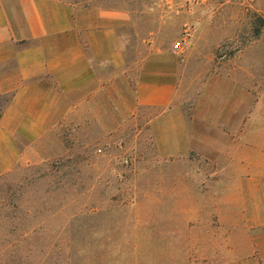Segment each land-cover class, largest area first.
I'll list each match as a JSON object with an SVG mask.
<instances>
[{
  "label": "rangeland",
  "instance_id": "1",
  "mask_svg": "<svg viewBox=\"0 0 264 264\" xmlns=\"http://www.w3.org/2000/svg\"><path fill=\"white\" fill-rule=\"evenodd\" d=\"M68 1L123 16L133 84L151 51L176 56L189 121H217V105L241 89L264 94V0ZM126 105L117 123L107 113L111 124H54L26 161L0 175V264L251 262V230L227 202L225 154L199 151L222 141L220 124L160 136L149 123L157 108Z\"/></svg>",
  "mask_w": 264,
  "mask_h": 264
},
{
  "label": "crops",
  "instance_id": "2",
  "mask_svg": "<svg viewBox=\"0 0 264 264\" xmlns=\"http://www.w3.org/2000/svg\"><path fill=\"white\" fill-rule=\"evenodd\" d=\"M122 17L68 0H0V175L26 161L54 124H111L107 113L117 123L120 103L134 110L157 108L149 123L160 136L163 129L176 136L197 122L220 124L222 141L199 151L207 157L211 151L225 154L227 202L241 210L251 230L249 264H264V94L241 89L217 105V121L204 114L189 121L176 56L151 51L136 84L131 82ZM205 136L192 137L207 141Z\"/></svg>",
  "mask_w": 264,
  "mask_h": 264
},
{
  "label": "built area",
  "instance_id": "3",
  "mask_svg": "<svg viewBox=\"0 0 264 264\" xmlns=\"http://www.w3.org/2000/svg\"><path fill=\"white\" fill-rule=\"evenodd\" d=\"M173 1V0H172ZM199 0H184V2H185V4L188 6V7H191L192 5H194L195 3H197ZM242 1V0H241ZM245 1H247V0H245ZM191 29V27H187L186 28V33L187 34H190V32L189 31H191L190 30ZM174 50H176V49H174Z\"/></svg>",
  "mask_w": 264,
  "mask_h": 264
}]
</instances>
